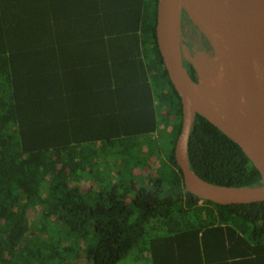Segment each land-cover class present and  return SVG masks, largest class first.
I'll list each match as a JSON object with an SVG mask.
<instances>
[{
  "label": "trees",
  "instance_id": "obj_1",
  "mask_svg": "<svg viewBox=\"0 0 264 264\" xmlns=\"http://www.w3.org/2000/svg\"><path fill=\"white\" fill-rule=\"evenodd\" d=\"M157 4L0 0V264H264V201L185 188ZM188 156L210 182L261 183L199 114Z\"/></svg>",
  "mask_w": 264,
  "mask_h": 264
},
{
  "label": "water",
  "instance_id": "obj_2",
  "mask_svg": "<svg viewBox=\"0 0 264 264\" xmlns=\"http://www.w3.org/2000/svg\"><path fill=\"white\" fill-rule=\"evenodd\" d=\"M184 17L213 55L215 78L229 81L237 97L212 95L196 71L192 77L182 53L183 45L191 46L183 33ZM156 38L182 104L175 158L186 190L218 204L264 201V0H158ZM197 114L242 148L260 171V184H218L192 169L188 149Z\"/></svg>",
  "mask_w": 264,
  "mask_h": 264
},
{
  "label": "rangeland",
  "instance_id": "obj_3",
  "mask_svg": "<svg viewBox=\"0 0 264 264\" xmlns=\"http://www.w3.org/2000/svg\"><path fill=\"white\" fill-rule=\"evenodd\" d=\"M184 27H185V33H186L185 36L188 39L189 44L191 45V46L184 45V55L186 57V60L188 61L192 60V62L196 64V66L198 64L197 62H207L211 64L213 60V55L208 50L200 47L202 44L206 43L203 37L200 35V33L197 31V29L188 19H185ZM196 69H197V72L199 73V71L201 70V66L198 65ZM198 77H199V74H198ZM216 84H217V81L213 80L212 85H216ZM149 162L151 164L150 171H152L155 174L156 169L160 166L159 159L154 156Z\"/></svg>",
  "mask_w": 264,
  "mask_h": 264
},
{
  "label": "bare ground",
  "instance_id": "obj_4",
  "mask_svg": "<svg viewBox=\"0 0 264 264\" xmlns=\"http://www.w3.org/2000/svg\"><path fill=\"white\" fill-rule=\"evenodd\" d=\"M248 1L256 2V0H248ZM199 52H201V51H199ZM182 53H183L184 58L186 59V57L184 55V45L182 47ZM190 62L195 66V68H197L198 65L201 66V70L199 71V73L197 72V74H199V78L204 83H206L208 93H210L212 95H218V96L237 97V92L232 87V85L229 83V81L222 80V79L217 80L215 78L213 60H212L211 64H209L207 62H197L198 63L197 66H196V64H194L192 62V60ZM213 80L217 81L216 85H212Z\"/></svg>",
  "mask_w": 264,
  "mask_h": 264
},
{
  "label": "flooded vegetation",
  "instance_id": "obj_5",
  "mask_svg": "<svg viewBox=\"0 0 264 264\" xmlns=\"http://www.w3.org/2000/svg\"><path fill=\"white\" fill-rule=\"evenodd\" d=\"M185 17H184V22H183V33H184V36H185V27H184V25H185ZM186 37V36H185ZM204 46H206V43L205 44H202L200 47H204Z\"/></svg>",
  "mask_w": 264,
  "mask_h": 264
}]
</instances>
